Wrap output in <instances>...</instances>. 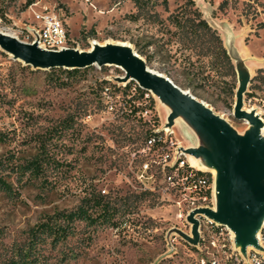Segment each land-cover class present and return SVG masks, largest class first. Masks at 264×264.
<instances>
[{"label": "rangeland", "instance_id": "374dc122", "mask_svg": "<svg viewBox=\"0 0 264 264\" xmlns=\"http://www.w3.org/2000/svg\"><path fill=\"white\" fill-rule=\"evenodd\" d=\"M188 1L167 0L166 5L164 0H0V33L33 44L37 15H57L75 49L89 51L95 43L125 42L146 62L152 58L151 69L164 75L168 70L183 85L185 57L191 56L196 67L209 63L175 41L169 43L168 31L174 28L168 18L190 7ZM193 1L226 48L234 41L236 73L247 72L251 95L264 98V0ZM51 71L29 66L0 49V162L5 165L0 177L12 188L11 194L0 191V264L44 217L77 209L90 193L132 201L145 193L132 161L149 132L164 125L170 111L151 93L143 96L136 82H121L125 72L119 68L94 67L67 87L56 84L52 77L58 72ZM181 85L240 134L249 128L234 115L238 73L233 101L218 78L196 93ZM105 87L120 96L113 98L114 111L106 103ZM145 110L150 111L146 117L138 116ZM69 117L75 118L76 132L62 139L52 137ZM181 123L191 126L186 120L174 126L187 146L193 137ZM44 150L49 161L43 163V172L21 178L20 167ZM191 203L182 195L162 200L158 194L138 203L127 226L89 227L77 222L76 235L56 250L47 247L46 255L50 264H225L232 254L242 256L234 233L224 228L213 235L208 227L212 220L204 214L195 215L200 239L190 242L197 241L190 215L199 209L216 210L212 201ZM252 249L256 248L248 247L246 255Z\"/></svg>", "mask_w": 264, "mask_h": 264}, {"label": "water", "instance_id": "95a60500", "mask_svg": "<svg viewBox=\"0 0 264 264\" xmlns=\"http://www.w3.org/2000/svg\"><path fill=\"white\" fill-rule=\"evenodd\" d=\"M0 49L29 66L45 71L116 67L125 72V76L119 78L121 82L134 81L142 90L160 98L170 107L166 127H174L182 116V120L193 128L181 123L193 137V147L186 153L198 159L200 165L215 168L218 173L215 179L216 210L199 209L190 215L189 221L193 223V233L197 236V241L190 242L195 244L199 241V222L195 215L204 214L234 233L236 246L244 257L250 246L264 251L257 237L264 224V142L258 137L264 123L256 110H244L251 80L247 72H237L239 87L234 106L235 117L249 124L242 135L205 102L175 84L168 76L151 69L132 49L106 47L92 52L78 49L55 52L42 49L37 43L30 44L4 35H0ZM226 49L231 59L237 54L233 40Z\"/></svg>", "mask_w": 264, "mask_h": 264}, {"label": "trees", "instance_id": "16d2710c", "mask_svg": "<svg viewBox=\"0 0 264 264\" xmlns=\"http://www.w3.org/2000/svg\"><path fill=\"white\" fill-rule=\"evenodd\" d=\"M139 2L136 1L137 6H139ZM164 3L167 5V0H164ZM188 3L190 7H185L168 18L170 26L174 28L173 31H168L171 38L169 43L175 41L182 50L193 51L199 57V60L208 59L209 63L196 67V63L192 61L191 56L185 57L181 63V76L185 79L183 85L179 83L175 76L171 75L170 71L166 70L163 72L174 83L190 89L193 93L197 92V88L198 90L203 89L205 86L210 85L212 80L218 78L225 86L222 88L225 94L233 101L237 73L224 41L219 32L203 18L202 13L196 8L195 2L189 0ZM151 61L152 58L147 57L148 65ZM93 68L84 70L59 69L58 71L53 70L51 73L55 74L58 72L52 77L53 81L61 87H67L71 81L82 77L88 71L93 70ZM196 82H198V87H194ZM126 88L130 89L131 85ZM138 90L143 96L148 93L141 88H138ZM127 91L126 89V93ZM155 122L158 124V119H155ZM69 132L71 134L76 132V121L73 117H69L61 124V127L56 128L52 137L62 139ZM151 132H149L147 138ZM46 157V151L44 150L27 165L21 166L18 170L21 178L28 173L40 175L43 172V163L49 161ZM3 168H5V165L0 162V170L5 171ZM199 173L203 176H210L208 171H199ZM0 191L7 194L12 192L11 185L1 177ZM152 196L156 195L145 192L137 195L133 201L124 198L108 200L103 195L90 193L77 209L69 212H57L44 217L42 221L28 232L27 240L18 245L13 255L3 264H50L49 257H47L45 252L47 247L56 250L60 245L74 237L77 231L75 226L77 222H83L89 227H94L98 224L116 228L127 226L133 214H135V208L138 203ZM213 231L219 233L220 228L213 226Z\"/></svg>", "mask_w": 264, "mask_h": 264}, {"label": "built area", "instance_id": "2783aa9c", "mask_svg": "<svg viewBox=\"0 0 264 264\" xmlns=\"http://www.w3.org/2000/svg\"><path fill=\"white\" fill-rule=\"evenodd\" d=\"M36 18L39 27L36 29L33 44L37 43L41 48L55 52L75 49L71 45L69 31L65 23L57 15L43 13L37 15ZM103 94L109 99L106 102L109 110L114 111L116 104L113 98L120 96L113 95L111 87H105ZM251 94V90L248 89L244 99V110H256V114L264 123V98H257ZM149 113V110H145L137 114L140 117H146ZM166 123L167 120L164 125L155 127L138 155H134L132 163L136 167V179L142 185L143 192L159 194L162 200L167 195L168 197L182 195L185 200L190 199L191 205L194 206L197 202L208 205L207 203L212 201L215 204L216 176L211 172H209L210 176L200 175L199 171L204 170L193 166L192 157L186 153L188 147L178 139L175 127H166ZM213 226L220 228L219 233L227 228L213 221L208 222L209 230L213 235L219 234L213 231ZM258 241L264 249V224ZM212 264L221 263L213 262ZM225 264H264V251L252 249L248 252L247 260L243 255L232 254L227 258Z\"/></svg>", "mask_w": 264, "mask_h": 264}, {"label": "bare ground", "instance_id": "6f19581e", "mask_svg": "<svg viewBox=\"0 0 264 264\" xmlns=\"http://www.w3.org/2000/svg\"><path fill=\"white\" fill-rule=\"evenodd\" d=\"M0 35H4V36H7V37H11V36L6 35V34H0ZM39 47H40V46H39ZM106 47H121V48H125V49H128V50L131 49L130 45L127 44V43H125V42H106V43H104V44H99V43H95V44H93V47L89 50V52L94 51L96 48H106ZM40 48H41V47H40ZM42 49H44V48H42ZM158 99L161 101L160 98H158ZM249 112H250V111H249ZM182 119H183V117L181 116V117H179L177 120H182ZM247 124H248V123H247ZM248 125H249V124H248ZM236 131H237V130H236ZM237 132H238V131H237ZM242 135H243V134H242ZM258 137H259V139H260L261 141L264 142V127L261 128V129L259 130V132H258ZM192 163H193V166H194V167H196V168H198V169H200V170L210 171V172H212V173L217 177L218 173H217V170H216L215 168L209 169L207 166H202V165H200L199 160L196 159V158H193V157H192ZM258 236H259V234L257 235V237H258Z\"/></svg>", "mask_w": 264, "mask_h": 264}, {"label": "crops", "instance_id": "0c3cea01", "mask_svg": "<svg viewBox=\"0 0 264 264\" xmlns=\"http://www.w3.org/2000/svg\"><path fill=\"white\" fill-rule=\"evenodd\" d=\"M186 147H188V148L193 147V144L189 143Z\"/></svg>", "mask_w": 264, "mask_h": 264}]
</instances>
